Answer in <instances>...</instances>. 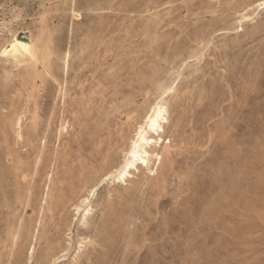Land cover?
Here are the masks:
<instances>
[{
	"label": "rangeland",
	"instance_id": "374dc122",
	"mask_svg": "<svg viewBox=\"0 0 264 264\" xmlns=\"http://www.w3.org/2000/svg\"><path fill=\"white\" fill-rule=\"evenodd\" d=\"M263 1L0 0V264H264Z\"/></svg>",
	"mask_w": 264,
	"mask_h": 264
},
{
	"label": "bare ground",
	"instance_id": "6f19581e",
	"mask_svg": "<svg viewBox=\"0 0 264 264\" xmlns=\"http://www.w3.org/2000/svg\"><path fill=\"white\" fill-rule=\"evenodd\" d=\"M259 6L264 7V1L262 3H260ZM6 46H7V44H6ZM19 52L22 53L23 55L29 56L31 58H35V56H36L35 50H34L31 43L26 41L21 36H13V40H12L11 44L9 45V49L7 51V56H16V54H18ZM55 70H56V68H55ZM43 71H44V69H43ZM60 74L61 73H59V75ZM62 75H63V72H62ZM60 77H61V75H60ZM173 90H174V87L170 88L168 90V94L173 92ZM60 94H61V92H60ZM167 116H168V107H167V103L165 102V99L163 97V98H161V100H159L152 107L151 111L149 113H147V115L144 117L143 123L139 124L136 127L134 135L130 141L131 142L130 143V149L126 155L127 158L125 160L123 167L120 169V171H118L119 174L117 176L118 177L117 179L126 182L128 176H132V172H133L132 170L138 171L140 165H145L148 169H150L149 165H150L152 159H155L158 162V164H160L162 162V159H163L162 155H161V153L157 152L156 145H158L160 147V145L162 143H164L165 146L167 144L170 145V143H171L170 140H168L165 143L164 142L165 140L163 139V136L165 133L164 127H165V124H168ZM23 179H25V178H23ZM120 184H122V183H120ZM88 203H89V197H84L79 201V204L76 207V209L78 211L81 209L82 206L88 207V209L86 210L87 211L86 214L84 213V215H83V220L85 222H87V219H88L90 212H91V209L89 208ZM30 214H32V213H30ZM18 227H19V225H18ZM82 228H84V227H82ZM34 251H35V247L32 248L31 258L33 257Z\"/></svg>",
	"mask_w": 264,
	"mask_h": 264
}]
</instances>
